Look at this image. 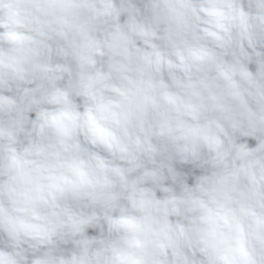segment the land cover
<instances>
[{
    "label": "clouds",
    "instance_id": "clouds-1",
    "mask_svg": "<svg viewBox=\"0 0 264 264\" xmlns=\"http://www.w3.org/2000/svg\"><path fill=\"white\" fill-rule=\"evenodd\" d=\"M0 264H264V0H0Z\"/></svg>",
    "mask_w": 264,
    "mask_h": 264
}]
</instances>
